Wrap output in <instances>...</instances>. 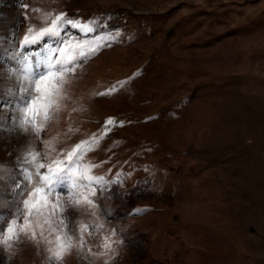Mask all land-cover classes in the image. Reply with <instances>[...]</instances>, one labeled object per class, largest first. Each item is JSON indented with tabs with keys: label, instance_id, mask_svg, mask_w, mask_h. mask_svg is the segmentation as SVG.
I'll list each match as a JSON object with an SVG mask.
<instances>
[{
	"label": "rangeland",
	"instance_id": "374dc122",
	"mask_svg": "<svg viewBox=\"0 0 264 264\" xmlns=\"http://www.w3.org/2000/svg\"><path fill=\"white\" fill-rule=\"evenodd\" d=\"M0 264H264V0H0Z\"/></svg>",
	"mask_w": 264,
	"mask_h": 264
}]
</instances>
